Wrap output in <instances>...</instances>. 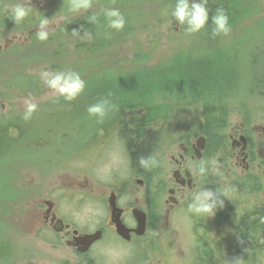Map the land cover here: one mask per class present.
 <instances>
[{"label":"rangeland","instance_id":"rangeland-1","mask_svg":"<svg viewBox=\"0 0 264 264\" xmlns=\"http://www.w3.org/2000/svg\"><path fill=\"white\" fill-rule=\"evenodd\" d=\"M0 1L4 2L0 9L5 11L17 3L43 6L48 0ZM248 1L258 10L239 23L235 34L220 33L219 37L203 34L201 30L187 32L188 26L181 25L172 16L175 4L168 0L154 3L144 0L136 5L142 22L134 36H128L111 48L118 54L99 55L90 67L86 66L91 63L86 57L71 52L68 46L73 43L66 35L62 40L71 54L67 51L54 56V44L45 51L50 61L44 62L35 54L43 51L42 46L33 45L30 40L26 44L24 40L31 29L39 28V24L23 31L7 28L1 44L15 36L17 44L9 47L6 59L0 61V95L6 114V118H0V135L3 128L9 130L16 124L30 127L26 129L23 142L15 148H10L12 139L7 142L0 139V264H63L65 258L72 264L76 262L72 250L70 254L62 246L53 250L49 243L33 238V216L41 200L39 196L51 197L60 174L69 172L72 180L82 184L72 188L65 210L70 211L78 227L93 231L107 217L106 203L99 205L92 199L99 194L101 185L119 188L128 184L125 190L134 189L137 196L139 191L144 195L145 187L150 186L152 202L157 205L160 195L178 182L174 169L179 163L173 156L180 157V142L190 140L195 134H207L208 159L197 162V168H209L206 180L200 179L203 187L187 191L185 202L176 209L170 225L164 222L151 225L147 234L149 245L143 248L136 250V246L112 238L104 241L109 249L103 248V258L112 264H144L150 260V264H194L195 212L190 211L189 206L198 204V189L202 193L211 192L210 199L227 200L225 179L228 175L219 169L223 142L228 140L231 127L243 119L252 124L264 119V0ZM95 9L92 5L74 16ZM62 21V17L49 21L47 31L59 32L57 29ZM139 51L145 53L142 63L126 61L139 55ZM45 71L53 74L75 72L85 81V88L74 99H67L45 84L42 79ZM118 72L122 76L129 73L124 80L133 76L142 80L146 76L143 72L148 75L143 79L146 84L143 83L142 108L133 112L135 117H145L143 130L145 133L150 130L154 135L144 165H148L147 173L143 172L144 166L134 165L124 146V138L128 140L134 130L121 127L118 117L122 107L123 116L130 115L125 106L139 98L135 99L130 91L121 88L126 92V102L106 101L107 95H111L109 88L125 87L123 82L117 83L121 80ZM205 73L211 76L209 80L215 78L211 81L214 85L198 81ZM13 86L21 89H9ZM26 101L37 105L28 120L23 119ZM101 102H105L102 116L88 112L90 106ZM14 110L22 115L15 118ZM122 118L121 114L120 120L124 122ZM206 123L213 128L209 133L204 132ZM133 175L144 181L140 178L137 181L140 184L132 181ZM221 208L229 209L227 203ZM214 232L218 238L222 229L215 228ZM182 257L185 262L180 260ZM257 263L264 264V257Z\"/></svg>","mask_w":264,"mask_h":264},{"label":"flooded vegetation","instance_id":"flooded-vegetation-1","mask_svg":"<svg viewBox=\"0 0 264 264\" xmlns=\"http://www.w3.org/2000/svg\"><path fill=\"white\" fill-rule=\"evenodd\" d=\"M1 18L2 16L0 20ZM7 30L5 21H0V61L6 59L8 48L17 44L16 36L10 38V41L8 38L4 45L1 44L2 36ZM12 88L21 89L16 86L9 89ZM25 94L29 95L27 92ZM1 99L0 95V118H6L5 103L1 102ZM21 115L22 113L14 110L15 118ZM245 117L250 118L249 115ZM29 127L16 124L10 126L9 130L3 128L0 139L3 142L12 139L10 148H15L17 144L23 142L26 129ZM121 129L119 128L120 132ZM147 131L151 133L150 130ZM201 137H204V140L199 143ZM152 138L154 139V136ZM208 138L207 134H195L190 140L180 142L182 149L180 157L173 156L179 163L174 169L177 171L178 182L168 189L166 192L168 195L166 193L160 195L156 200L157 205L152 202L153 193L150 186L145 187L144 195L137 188L139 191L137 196L134 189L125 190L129 187L128 184H122L119 188L100 184L102 189L92 199L99 205L106 203L107 217L103 218L93 231L78 227L70 211L65 210L66 200L72 196V188L82 184L72 180L69 172L60 174L61 178L51 197L39 196L41 200L37 203L33 216V238L49 243L53 250L60 246L67 250L68 254L72 250L76 255L74 264H112L103 258V248L109 249L108 244L104 242L106 239L112 238L125 245H134L136 250L149 245L147 234L150 226L161 222L169 226L176 209L185 202L187 191L203 187L200 179L206 180L209 168L201 170L202 166L197 168V162L208 159ZM131 143H136L133 135L128 140L124 138V146L132 158ZM221 149L222 163L219 169L225 170L228 175L225 179L227 200L209 198L212 214L194 213L195 241L192 245V259L194 264L201 262L216 264V261L219 264H222L221 261H224L223 264H248L250 261L258 264L257 261L264 257V119L254 124L243 119L239 124L232 126L228 132V140L223 142ZM144 167L143 172L147 173L148 165ZM139 178L143 180L133 175L132 181L140 184L141 182H137ZM119 190L123 192L120 193ZM201 193L202 191L198 189L197 195ZM226 203L228 210L221 208ZM217 206L220 208H216ZM215 228L222 229L218 238L214 232ZM119 229L123 230V235ZM97 231H100V237L87 245L82 242L83 236ZM113 247H116L115 243ZM180 260L185 262L183 257ZM150 261L144 264H150ZM161 262L162 259L159 260V263ZM63 264L72 263L65 258Z\"/></svg>","mask_w":264,"mask_h":264},{"label":"trees","instance_id":"trees-1","mask_svg":"<svg viewBox=\"0 0 264 264\" xmlns=\"http://www.w3.org/2000/svg\"><path fill=\"white\" fill-rule=\"evenodd\" d=\"M143 1L144 0H92V5L96 6V9L92 11H86L85 15L76 16H74V14L82 12V10L78 12L73 11L71 7L72 0H48L43 6H37L35 3L31 4V2H28L26 6L30 7L32 11L22 22L18 24L13 23L14 21L9 18L7 14L8 8L5 11L0 9V16H2L0 21H5L6 27L8 29L14 27L23 31V29L30 30L34 25H38L40 19L44 18L45 16L49 21H57L58 17H62L63 21L57 29L59 32H50L47 40H39L36 33L30 36L29 40L33 45L40 44L43 48V51H37L35 54L40 56V61H50L49 55H47L45 51L54 44L56 48V50L53 49L52 54L54 56L61 53L65 54V52L69 51L67 48H65L67 47L66 42L62 40L63 36L66 35L73 43V45H69L68 48L71 49V52L79 53L80 56L86 57L89 61H91V63H86V66L90 67L92 63L96 62V59L99 55H107L109 53L118 54V52L111 51V48L114 45L117 46L119 43H122L128 36H134V32L139 29L140 22H142V15L137 10L136 5L142 4ZM150 1L154 3L156 0ZM3 3L4 2L0 1V5ZM168 3L176 4V0H168ZM206 6L209 10V20L205 27L201 29L203 34H215L214 29L216 28V25L212 17L217 13L218 9H223L229 18V34H235L238 31L239 23L247 20L250 15H253L254 11L258 10V7H253L248 0H207ZM260 7L261 5H259V8ZM107 9H118L122 13L126 21L123 29L117 30L109 27L108 18L105 15V11ZM93 15L96 16L95 22H91L89 20V17ZM3 18H5V20H3ZM65 30L66 32L64 34ZM74 30L76 35L73 34ZM53 33H55V36H53ZM217 35L220 37V34ZM71 52L69 51L70 54ZM137 54L139 55L134 56L132 59H126V61L136 64L142 63L141 60L145 53L143 51H139ZM72 61L74 62V60ZM116 61L122 62V60ZM70 65L75 66L73 63H70ZM143 74L148 76L147 72H143ZM134 75L139 76V74ZM206 75L207 73H205L204 77L198 79L199 82L205 83L203 85H208L215 79L213 78L209 80L211 76L207 77ZM23 76L20 77L24 78ZM119 76L121 77V80L117 81V83L123 82L125 87L117 86V88H109V93L111 95H107L108 99L106 101L113 100L126 102L127 98L125 93L128 91H130L132 95L135 96V99L139 98L138 101H133L131 104L125 106V109L128 108V111L131 112L130 115L123 116L124 107H122L120 110H118V117L119 123L121 125L135 128L133 129L134 131H132L133 133L130 134L129 132L130 137L133 135L136 142L130 144L131 155L133 163L136 167L137 165L144 166L150 152L149 142L150 140H153L152 137L154 135L148 131H146V133L144 132L143 129H145L146 124L145 117H135L133 112L139 111V109L142 108L140 105H142L145 99L143 94V83H145V80L143 79H145L146 76L142 80H138L134 76V78L132 77L130 80L129 78L124 80L125 76L129 77V73H126V75L122 76L118 72L117 77ZM26 78L31 79L33 77ZM211 84L214 85V83ZM121 88L127 89L126 92H124ZM221 93L216 94L220 96ZM121 114L123 117L122 120L124 122L120 120ZM212 129L213 128L211 125H209V123L205 124V133H209L212 131Z\"/></svg>","mask_w":264,"mask_h":264},{"label":"clouds","instance_id":"clouds-1","mask_svg":"<svg viewBox=\"0 0 264 264\" xmlns=\"http://www.w3.org/2000/svg\"><path fill=\"white\" fill-rule=\"evenodd\" d=\"M207 0H176L175 7L172 11V16L180 22L181 25H187L186 31L195 33L205 27L209 20V10L206 7ZM92 6V0H72V10L80 11L87 10ZM32 11L24 3H17L7 9V14L15 23L22 22ZM105 15L108 18L109 27L120 30L125 26V18L118 9H107ZM216 28L215 34H227L230 31L228 25V16L223 9H218L217 13L212 17ZM91 22L96 21V16L89 17ZM49 24L48 18L45 16L39 21V31L36 33L37 38L41 41L47 40L49 32L47 27ZM73 34L76 35L75 30ZM42 79L51 89L57 90L61 95H65L67 99H74L85 88V81L80 75L75 72H43ZM26 111L23 119L28 120L32 117L37 109V105L30 101H26ZM104 103H97L88 108L90 114H104ZM143 163V161H142ZM212 196L211 192H203L196 196L198 204L189 206V210L197 214H212V205L208 203V199Z\"/></svg>","mask_w":264,"mask_h":264},{"label":"water","instance_id":"water-1","mask_svg":"<svg viewBox=\"0 0 264 264\" xmlns=\"http://www.w3.org/2000/svg\"><path fill=\"white\" fill-rule=\"evenodd\" d=\"M204 140V138L203 137H201L200 139H199V143L201 142V141H203ZM201 147H202V144H201ZM145 222H143V224H144ZM121 232H122V230H120ZM100 234L97 232V233H94V234H92V235H87V236H85L84 237V240L85 241H87L88 243H91L92 241H94L98 236H99Z\"/></svg>","mask_w":264,"mask_h":264}]
</instances>
